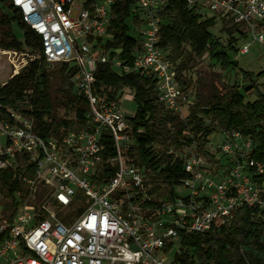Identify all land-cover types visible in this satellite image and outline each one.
<instances>
[{
	"label": "built area",
	"instance_id": "obj_1",
	"mask_svg": "<svg viewBox=\"0 0 264 264\" xmlns=\"http://www.w3.org/2000/svg\"><path fill=\"white\" fill-rule=\"evenodd\" d=\"M118 1L126 0H10L39 35L47 64L76 65L73 82L87 108L82 127L47 139L36 133L34 118L19 108L0 112V169L16 154H27L36 169L26 184L30 188L41 183L49 189L43 204L16 212L11 219L0 207V264H168L166 246L179 232H208L243 206L264 217V156H252L249 135L226 129H219L221 143L210 151L215 163L192 149L184 154L186 177L179 185L188 190L185 195L143 207L151 200L143 172L126 157L133 141L132 115L121 110L117 95L105 96L102 87L94 86L97 63L108 62L103 40L111 37L108 27ZM127 1V19L137 27V46L132 65L121 66L119 61V66L125 73L152 75L157 100L178 112L186 96L158 44L169 0ZM184 2L196 13L208 10L264 49V0ZM248 51L244 43L237 53ZM2 56L11 67L0 85L27 64L21 51L0 49ZM8 65L0 62V74ZM106 138L113 154L104 158ZM105 169L111 176L101 182ZM54 204L64 212L56 214Z\"/></svg>",
	"mask_w": 264,
	"mask_h": 264
},
{
	"label": "trees",
	"instance_id": "obj_2",
	"mask_svg": "<svg viewBox=\"0 0 264 264\" xmlns=\"http://www.w3.org/2000/svg\"><path fill=\"white\" fill-rule=\"evenodd\" d=\"M128 12L127 0L118 1L113 7L108 27L111 37L104 46L110 49L111 57H118L121 66L132 65V53L137 46V39L126 23ZM214 19L202 18L199 13L188 9L184 0H169L163 15L158 44L172 62L175 79L182 92L194 88V94L185 95L186 101L178 112L166 109L157 100L152 75L125 73L122 70L118 75L112 71L110 63H97L95 88L102 87V93L108 97L117 95L123 86L129 87L133 93L136 110L129 121L130 134L136 144L128 149L126 157L140 167L144 178L148 177L145 184L149 187L151 200L143 207L153 208L157 201L175 196V186L186 177L183 158L190 147L211 163L216 162L210 153V137L216 130L211 122H215L219 129L249 135L253 142L252 156H264V93L258 91L261 84L255 74L237 69V62L232 59L240 47L239 40L248 36L222 21L219 31L224 36H214L209 32ZM12 24L18 26L22 40L16 38ZM25 48L37 51L38 55L0 85V112L5 113V107H17L31 115L36 133L44 139L60 138L67 131L82 127L87 103L76 88L72 94L67 92L63 102V106L73 112V117L53 118L50 74L40 37L23 22L10 0H0V49L23 52ZM204 56L216 61L221 70H235L246 84L237 80L231 85L224 84L217 73H211L209 78L201 75L192 78L190 71L196 66L197 59ZM58 63L75 87L73 77L77 73L76 65L72 62ZM252 91H256V98L245 101L244 94ZM104 144L103 157L106 158L113 154V148L108 138ZM35 169V163L29 160L27 154H16L10 165L0 169V196L7 200L4 209L9 211L6 215L8 219L18 212L15 197L23 199L29 195L25 179H34ZM110 176L111 171L105 169L101 182ZM37 185L49 190L41 183ZM176 244L175 264H264V217L257 210L243 206L235 210L227 221L208 232H179ZM169 247L170 244L166 249Z\"/></svg>",
	"mask_w": 264,
	"mask_h": 264
},
{
	"label": "rangeland",
	"instance_id": "obj_3",
	"mask_svg": "<svg viewBox=\"0 0 264 264\" xmlns=\"http://www.w3.org/2000/svg\"><path fill=\"white\" fill-rule=\"evenodd\" d=\"M76 9L73 10V15L75 14ZM199 14L202 18H213V14L209 12L208 10H202L199 11ZM132 18L127 19V24L129 26V30L131 34L137 38V27L136 24L131 22ZM221 25V21L218 18L214 19V25L209 29V32L213 34L214 36H221L223 37L224 34L222 31H219V27ZM12 31L15 34L16 38L18 40H22L21 32L16 24H12ZM105 39L103 40V46H105ZM248 43L249 44V51L245 54H234L232 57L233 60L237 62V69L243 70V71H249L253 72L255 74V77L257 79V82L261 84L258 88L259 92L264 93V49H262L257 43H255L251 38L247 37L244 39H240L238 42V46ZM105 53L108 56V63L111 64V69L116 74L120 75L122 73L121 68L119 66V59L116 55H113L112 57L109 54L110 49L104 48ZM38 55V52L35 50H30L28 48L23 49V57L27 59V62L32 58H36ZM30 58V59H29ZM18 61H20V57H18ZM1 63H5V65H8V62L6 61L5 56H2L0 59ZM11 67V66H10ZM9 65L6 67L5 73L0 74V82H4L7 78L10 70ZM47 69L50 74V82H49V94L53 102V107L51 114L55 120L62 119V118H72L73 112L68 111V108H65L63 106V102L66 101V94L68 93H74L75 87L73 86L71 80L69 79L68 75L65 73V71L61 70V64L60 63H53V64H47ZM211 73H217L219 74L220 81L224 84L231 85L235 80L242 81L241 75L237 74L235 70H221L219 64L204 56L201 57V59H197L196 66L190 71L189 75L192 78L197 77L198 75H201L205 78H209ZM241 84H246V82L242 81ZM194 87V86H193ZM183 95L187 94H194V88L188 91H183ZM256 91H252L249 93L244 94V100L245 101H253L256 98ZM117 96L119 98L121 110L126 113L127 115H133L136 110V105L133 100V93L131 89L127 86H123L118 90ZM183 108V107H182ZM185 114V111H183ZM67 114V115H66ZM183 114V113H182ZM211 126L213 128H216L215 132L210 137L209 145L212 150H215V148L221 143V135L219 133L218 125L215 122H211ZM131 145H135L136 141H130ZM189 149L194 150L196 153V149L193 147H190ZM170 150H172L170 148ZM202 155V154H200ZM203 156V155H202ZM148 177L145 176L144 180L147 181ZM149 187L147 186V189ZM30 193L25 198H19L18 196L15 197V200L18 204L17 211L22 212L25 210L31 209V207H37L40 204H43L46 201L47 195L49 193V190H43L41 189V186L34 184L30 188ZM187 189L184 188L181 185L175 186V193L183 196L187 193ZM7 202L6 199H4L2 196H0V207H3L2 213L4 215H7L9 211H5L4 204ZM52 210L56 214H60L64 212L63 208H61L59 205L54 204V207ZM6 212V213H5ZM58 214V215H59ZM177 248L176 241L170 245V248L168 252L166 253V262L168 264L173 263L175 251ZM175 264V263H174Z\"/></svg>",
	"mask_w": 264,
	"mask_h": 264
}]
</instances>
